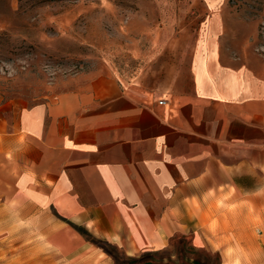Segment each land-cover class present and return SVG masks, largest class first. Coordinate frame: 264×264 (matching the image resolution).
<instances>
[{"label":"crops","instance_id":"0c3cea01","mask_svg":"<svg viewBox=\"0 0 264 264\" xmlns=\"http://www.w3.org/2000/svg\"><path fill=\"white\" fill-rule=\"evenodd\" d=\"M156 3L181 10V67L0 102V262L114 264L101 245L135 257L185 241L264 264L257 22L234 0Z\"/></svg>","mask_w":264,"mask_h":264},{"label":"rangeland","instance_id":"374dc122","mask_svg":"<svg viewBox=\"0 0 264 264\" xmlns=\"http://www.w3.org/2000/svg\"><path fill=\"white\" fill-rule=\"evenodd\" d=\"M156 1L175 0H0V102L32 104L85 90L98 78L126 81L181 67L183 59L168 54L181 10ZM234 1L240 3L237 11L257 22L253 43L264 59L261 1ZM101 247L114 264L219 263L218 252L193 250L185 241L135 257Z\"/></svg>","mask_w":264,"mask_h":264}]
</instances>
